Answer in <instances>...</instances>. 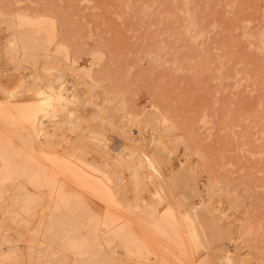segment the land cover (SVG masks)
Masks as SVG:
<instances>
[{
  "label": "rangeland",
  "instance_id": "rangeland-1",
  "mask_svg": "<svg viewBox=\"0 0 264 264\" xmlns=\"http://www.w3.org/2000/svg\"><path fill=\"white\" fill-rule=\"evenodd\" d=\"M40 17L52 39L31 23ZM58 69L77 99L54 120L39 112L41 135L1 117L0 135L31 172L53 169L45 151H71L111 193L70 181L75 194L56 206L48 184L1 172L7 264H226L235 241H210L226 229L244 239L234 264H264V0H0V108L21 77ZM140 151L154 168L135 164ZM168 208L173 224L185 229L187 213L195 225L187 251L152 228ZM68 236L85 238L82 253L64 248Z\"/></svg>",
  "mask_w": 264,
  "mask_h": 264
},
{
  "label": "bare ground",
  "instance_id": "bare-ground-1",
  "mask_svg": "<svg viewBox=\"0 0 264 264\" xmlns=\"http://www.w3.org/2000/svg\"><path fill=\"white\" fill-rule=\"evenodd\" d=\"M27 21L28 20L26 19H21V22H27ZM31 23L34 24L37 29L45 30L49 34V38L52 39L53 24L49 18L40 17V18L33 20ZM65 58L66 60L70 61V65L68 67L70 69H73L74 68V65H73L74 57H69L67 51H65ZM89 65H91V63ZM80 69L86 75L89 74V70H90L89 66H84V67H81ZM34 72L35 73L32 76L38 78L41 81V83L37 84L35 82L34 85L33 84L30 85L27 82H25L27 84L23 86L22 82H23V79L26 77L24 78L21 77L19 80V83L15 87L14 95H8L10 98L9 105L7 104L8 102L7 100L5 102L6 105H8L5 107L10 106L9 107L10 111L8 110L9 108L6 111V109L1 106L3 110L2 108H0V117L1 119H7V120L10 119V122H9L10 124H16V123L21 124L22 122L24 124H28L29 126L32 127L36 135H41L43 129L40 127L41 126L40 123H42V120L38 119L37 114L39 112H42L43 116H48L50 119L54 120L67 109V106L69 105V103L77 99L76 98L77 95L74 90L63 89V87H66L64 86V82H63V80L65 79L64 69H58V71H55L56 73L54 72L53 75L50 77L48 76L44 77L42 76V74H40L39 72L37 73L35 70ZM24 87L26 89H30V92L21 93V91L25 89ZM159 113L157 116L160 117L161 114ZM159 117H156L153 120ZM154 124H156V122H154L153 125ZM153 129L154 128H152L151 130ZM161 129L163 128L161 127L160 131L159 130L158 131L161 132ZM156 130L157 129L155 128V132ZM127 137H128L127 139L132 142H135V140H137L136 138H134V136H130L129 134ZM8 140H10L8 137L5 136L4 138L2 135H0V173L4 172L6 174H9V173L11 174L15 168H19L26 174V176L28 177L29 181L32 184L34 185H38L40 183L48 184L51 191L53 192V197L55 198L56 206H59L60 203L61 204L66 203L68 201L67 199L70 198L69 196H72V194H75V192L71 191L72 187L70 186V183H69L70 181L80 186L81 188L87 187L91 189L95 195H98V197L100 195H103L105 197L110 195L111 189L109 188V186H107L106 182H104L103 180L97 179L98 176L95 173L98 171V168L96 167L93 168L94 178L91 179L87 172L88 164L80 156H76L71 151L68 150L66 154H60V153L51 154L45 151L43 155L47 159L51 160V162L53 163V169L46 171L43 164H40L37 167V170L31 172L28 170L26 163H16L13 160L7 147L5 146V143L8 142ZM151 140L154 141V138L151 137ZM136 157H137V163L135 164H138L139 167L140 166L142 167L143 163H145V165L149 164L150 166L154 165L153 160L144 151L137 152ZM154 167L155 166H153V168ZM196 206L198 205H194V207ZM23 208H24V205L21 206L20 211H22ZM162 213L164 216H167V218L165 217L164 219L159 220L160 217H156L158 219H156V221L154 222L153 224L154 227L151 226L152 228H155L158 232L169 233L172 236H174V245L176 248H178L182 252L187 251V247H188L187 245H190L194 242L198 243L197 230L195 228V225L191 221L192 219H190L191 217L187 213L183 214L184 215L183 217L185 220V229L181 228L180 225L175 224V223L173 224V222H171L173 221L172 219L174 217V212L172 211V209H169V208L165 209V211H163ZM98 214L102 215V212L99 211ZM103 214L106 217L105 218L104 216H102L103 221L105 220L112 221L111 218L113 217V214L107 213V212H104ZM96 216L98 217L99 215L96 214ZM126 227L119 226V227L114 228V230L116 232H120L121 239H123L124 242H126L125 240H128V239L131 240V242H133L136 239V237L135 235L132 236V235L124 234V232L128 230V227L127 228ZM153 231L154 230L152 229V232ZM224 236L235 241L232 247V248L234 247L235 248L231 251L223 250L224 253L222 255L220 254L219 260L226 264H234L236 261H238V256H237L236 251L238 249L240 242H243L244 239L242 238L240 231L236 230L234 233H232L228 229H226L223 232L220 230L214 231L213 234L211 235L210 241L211 243L214 244L218 242L219 240H221ZM66 238L67 240L64 239V243H65L64 248L72 250L74 252L82 253V249L85 244L84 237L76 238V237L68 236ZM143 239L145 240L147 238H143ZM6 241H8L7 235L5 233L0 232V245H2L1 243H3L4 245ZM143 243L145 247H148L147 241H143ZM4 258H5L4 254H2V252L0 251V264H7L4 261Z\"/></svg>",
  "mask_w": 264,
  "mask_h": 264
}]
</instances>
